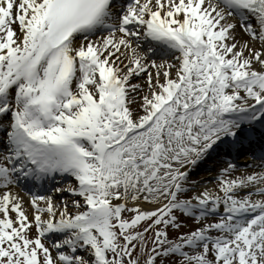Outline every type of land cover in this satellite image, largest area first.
I'll use <instances>...</instances> for the list:
<instances>
[{
  "label": "snow or ice",
  "instance_id": "6c2138e0",
  "mask_svg": "<svg viewBox=\"0 0 264 264\" xmlns=\"http://www.w3.org/2000/svg\"><path fill=\"white\" fill-rule=\"evenodd\" d=\"M0 264H264V0H0Z\"/></svg>",
  "mask_w": 264,
  "mask_h": 264
},
{
  "label": "bare ground",
  "instance_id": "6f19581e",
  "mask_svg": "<svg viewBox=\"0 0 264 264\" xmlns=\"http://www.w3.org/2000/svg\"><path fill=\"white\" fill-rule=\"evenodd\" d=\"M196 175V174H195ZM202 175H205V173L201 174V175H196V176H202Z\"/></svg>",
  "mask_w": 264,
  "mask_h": 264
},
{
  "label": "rangeland",
  "instance_id": "374dc122",
  "mask_svg": "<svg viewBox=\"0 0 264 264\" xmlns=\"http://www.w3.org/2000/svg\"><path fill=\"white\" fill-rule=\"evenodd\" d=\"M199 175V174H198Z\"/></svg>",
  "mask_w": 264,
  "mask_h": 264
}]
</instances>
